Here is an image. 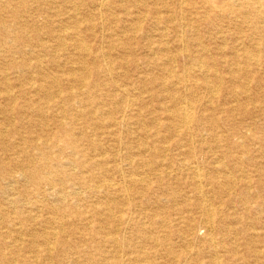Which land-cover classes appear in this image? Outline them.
<instances>
[{"label": "bare ground", "instance_id": "obj_1", "mask_svg": "<svg viewBox=\"0 0 264 264\" xmlns=\"http://www.w3.org/2000/svg\"><path fill=\"white\" fill-rule=\"evenodd\" d=\"M57 2L65 7L52 12ZM112 2L92 0L99 10L86 17L87 0H0V264H264V153L263 160L239 154L241 141L220 146L219 133L221 127L243 133L237 118L243 114L264 143V0L145 5L166 26L159 42L145 43L154 56L144 63L160 67V75L133 80L125 73V83L114 73L122 61L110 57L97 34L95 18L104 19ZM30 25L34 43L24 38ZM141 25L127 23L125 38L116 35L111 47L125 45L130 55V37ZM215 34L224 42L213 53L203 36L212 43ZM130 63L139 67L142 60L133 56ZM34 69L35 76L24 77ZM11 73L24 88L17 90ZM130 87L140 95L130 99ZM133 123L142 134L137 147L148 157H130L133 172L126 173L103 143ZM206 129L217 142L210 161L198 138ZM183 175L187 180L173 185ZM150 190L158 204L140 210L144 215L130 213L147 208ZM178 197L186 203L172 216L164 206Z\"/></svg>", "mask_w": 264, "mask_h": 264}, {"label": "rangeland", "instance_id": "obj_2", "mask_svg": "<svg viewBox=\"0 0 264 264\" xmlns=\"http://www.w3.org/2000/svg\"><path fill=\"white\" fill-rule=\"evenodd\" d=\"M87 1H88L89 5L87 6V8H86V6L84 8H82V12L85 11L83 13V15H85L86 17H89L88 13H90V12L92 13V11L94 12L97 9L99 10V8L97 6H95V5L93 6V4L91 3L92 0H87ZM104 1L107 2V4L109 2L113 3L112 1H115V2L117 1L115 3V6L112 9L108 8L107 5L104 6L105 8L103 10H104L105 16H106V17L104 16V19H102L103 17L102 18H97V19L95 18V20L99 21V23H100L98 25L97 34H99V36L102 37V39H100V38L99 39L102 41L101 44H103V47H104L103 49L111 54L110 57H112V59H116V60L122 61L120 66L115 70L116 72H114V73L119 75L118 77L121 78L120 80L123 81V83L126 82L124 80V79H126L125 76H124L125 73H127L128 75L130 74V79H133V80H137L139 75H146V74H148L150 72H153V73L158 72V73H156V75L157 74L160 75V71H159L160 67L159 68L158 67H156V68L154 67L152 70H150L149 66H147L146 63H144V59H146L147 57L154 56V54H152L150 48L148 46H146V44H149V43H152V42L153 43L159 42L160 41V31L164 30L166 26L163 23H161V24L157 23L156 19L153 17V14H151L148 11L149 8L147 7L148 9H145V5H148L150 7H154L155 6V7H159L160 8L161 7V2L171 1V0H139V1L138 0H125V1L124 0H122V1L121 0H104ZM55 6L56 7L53 8L52 12H56L59 9L63 10V8L65 7V3H63V2H59L58 3L57 2V3H55ZM94 7H96V8H94ZM126 7L130 8V14H128L125 11ZM134 10L136 12H134ZM86 12H87V14H86ZM38 13H37V15L39 16ZM163 13H165V12H162L161 14H163ZM114 14H116V15L114 16ZM138 16H140L139 18H142L141 21L138 20V18H137ZM39 19H41L40 22L43 23L42 22L43 17L40 16ZM102 20H104V21H102ZM129 22H130V24H132V23H134V24H142L141 25V29L139 30V32L136 35H134V34L131 35V37H130V52H131L130 55H129V49L125 45H123V46L122 45H117L116 47H111V42H112V40H116L115 39L116 35H117L116 38H119V37L125 38V36H123L124 34L122 33L124 31L123 27ZM33 27H34L33 25H30V27H29L30 29H28V30L25 29L24 30L27 33V34L25 33L24 38L25 39L29 38L34 43L35 42L34 38L36 37V35H35L36 33H35V30L33 29ZM41 29H42V32H41L42 37L45 35V37H43V38L46 39V40L49 39L48 36L45 34V31H46L45 29H48V26L41 27ZM111 31H113V32H111ZM120 31H122V32H120ZM130 33H131V31H130ZM139 33H140V35H139ZM169 33H170V38L172 40L173 37L171 36V34H174V31L169 30ZM217 35H220V34H215V37L212 39V41H213L212 43L207 39V36H203V39L206 40V43L210 44V47L213 50L212 51L213 53H215V51L217 50L215 46H217L218 44H223V42H224L223 39L220 36H217ZM90 41L93 42L94 40L92 38H90ZM103 41H105V42L103 43ZM227 41H228L227 45H231L232 44V42H231L232 40L231 39L227 40ZM170 43L173 46V43L172 42H170ZM126 54H128V55H126ZM157 55H158V57H160L159 59H161V57L163 56L162 51H159L157 53ZM19 56H21V55L19 54L17 59H21V58H19ZM133 56H136L137 58H140L142 60L141 66L138 67V65H135V64H132V63L127 64L128 63V58L129 57L133 58ZM228 56L230 57V54ZM26 57H29V59H31V57H32V61L34 60L32 54H30V53H27ZM179 57H180L179 60L181 62L183 60V58L181 56H179ZM44 60H45V62H47L49 60V55L44 56ZM160 61L162 62V60H160ZM44 65H45L47 70H52V67H50L51 65L50 66H46L45 63H44ZM163 65L164 64L161 63V66H163ZM179 65H180V63H179ZM263 65H264V63H263ZM179 68H180V66H179ZM36 72H37V70H35V69L32 70V72L27 71L25 73L24 77L27 78V77H31L33 75L35 76ZM16 77L18 78L16 73H11L10 74L11 80L16 83V88H17V90H19V88L23 87V86H21V83L16 79ZM27 79L30 80V78H27ZM24 83H26V82H24ZM254 87H255V85H253L252 88L254 89ZM130 88H131L130 89V99L136 98V97H138L140 95V93H141L140 89L137 90V89H133L132 87H130ZM261 88L264 90V86H262ZM119 92H121V90H117L116 93H119ZM143 93L144 94H142V95H144L145 98L149 100L148 93H145V92H143ZM27 95H29V94L27 93ZM117 100L119 101L117 103H120L121 99L119 97L115 101H117ZM147 102H149V101H147ZM156 102L157 101H154V103H156ZM1 103H3V101ZM230 103L232 104V103H236V102L235 101H230ZM2 116H3V114L0 113V118H1L0 120H2V122H4V119L2 118ZM237 118H238V120H241L240 121L242 123V129L241 130L243 131V133H241L239 135H237V134L231 135L230 132H228L227 128L225 129V128L221 127L222 130L220 129L221 131L219 130L220 131L219 133L220 134H224V138H223L222 141H220V143H221L220 146H228L230 141L245 142V145L243 146V148L242 147L239 148L238 153L239 154L242 153V154H245V155L250 154L253 158H255L257 160H259V159L263 160V157L261 158V155L264 153V143L261 144L255 139V137L253 135L255 130H253L252 127H249L248 123H247L251 119L246 117L243 114H237ZM256 122L261 124L263 121L261 120L260 117H258ZM32 129L35 130V131H39V127L36 126V124L33 125ZM3 131L6 132V130H3ZM24 133H25V131H24ZM118 133H119L117 135L118 136L117 137L118 140H112L111 137H108V138L104 137L103 146H104V148L106 150V155L110 156V155H113V153H116V155H118L116 161H117V163H119L122 166V168L124 169V172L132 173L133 172V168H132L133 166L130 163V157H136V158L138 157L139 158L141 155H144V156L148 157V154L145 153L142 150V148H138L137 147V146H139L140 141H141L139 139L141 137V135H142L141 131L139 130V127L136 124L133 123V124H130V126H128V127L127 126L123 127ZM209 133H210V131L208 132V130L206 129V130L203 131V133H202L203 135L198 136V138L201 137L199 140L202 142V147L205 148L204 152L202 154L206 153L205 154L206 159L207 160L209 159V161H210L211 160L210 155L212 154L211 151H210V149H211L210 147H216L215 144L217 142H215V140L213 139V137ZM8 135L9 134L6 133V136H8ZM204 135H205V138H202V137H204ZM240 135H243V137H240ZM11 137H12V140L20 142V144L23 143L22 140L19 137L10 136L9 138H11ZM109 139H111V140H109ZM164 143L165 144L168 143L169 146H172L173 145V140H171V141L170 140H166V142H164ZM173 146H175V145H173ZM208 150L210 152H208ZM171 152H172V154L176 155L177 154V149H172ZM0 153H1V150H0ZM91 153L94 154V155H97V153H102V151L101 150H96V151L92 150ZM4 159L8 160L9 158H4ZM222 159L224 160V158H222ZM115 162H111V163H115ZM210 164H212V163H210ZM122 176H123L122 173L120 175H117L116 176L117 180L118 179L119 180L122 179L121 178ZM183 176L179 177L177 179H174V181H173L174 184L173 185H177L178 184V186H181V184L184 183L185 180H187L186 176L185 175H183ZM17 177L22 182H24V180H23L22 176H20V174H18ZM182 188H184V187H182ZM184 189L188 190L187 187L184 188ZM150 191L151 192H148L149 194L147 196H150V201L151 202H150L149 205H147V208L143 209V207L134 206L130 210V213H132V214L134 213V215H137L140 212L141 213L140 215H144V213L141 212L142 210H144V211L151 210L153 205H155L156 203L158 204V201L156 200L157 196L153 193L152 190H150ZM133 195L136 197V200L139 202V200L141 199V196H139V194H136V193H134ZM159 195H163V193H159ZM87 198H88L87 200H89V202H93V203H97L98 200H99L98 196H95V195H91V196L87 195ZM226 198H227V196L224 197V199H226ZM191 199L193 200L194 198L191 197L190 200ZM171 202L172 201H170L168 205L165 204L164 208L170 209L171 211L169 213H171L172 216L175 215V211L173 210V207H176L177 205H179V206L180 205H185V203H186V202H184V198H182V197H178L177 200L173 201L172 203ZM241 209L239 208V211ZM11 215L13 216V219H14L15 212L14 213L11 212ZM196 215H199V213H195V216ZM15 220L18 221L17 219H15ZM37 228L42 229L40 226H38ZM196 231H198V234L201 235L202 237L205 236L206 229L204 227H198ZM134 233L135 232L132 231V228H130V237H133V240L135 241V240H138V238H136L137 234H134ZM240 235H242V234H240ZM261 243H262L261 240H257V244L260 245ZM241 249H243V246L241 247ZM227 264H235V262L233 260H229L227 262Z\"/></svg>", "mask_w": 264, "mask_h": 264}]
</instances>
